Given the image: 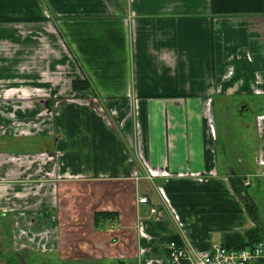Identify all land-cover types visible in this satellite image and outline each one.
I'll list each match as a JSON object with an SVG mask.
<instances>
[{"label":"crops","instance_id":"0c3cea01","mask_svg":"<svg viewBox=\"0 0 264 264\" xmlns=\"http://www.w3.org/2000/svg\"><path fill=\"white\" fill-rule=\"evenodd\" d=\"M7 136L37 139L0 150L22 264L264 242V0H0Z\"/></svg>","mask_w":264,"mask_h":264},{"label":"built area","instance_id":"2783aa9c","mask_svg":"<svg viewBox=\"0 0 264 264\" xmlns=\"http://www.w3.org/2000/svg\"><path fill=\"white\" fill-rule=\"evenodd\" d=\"M140 202L149 203L148 196H141ZM151 211L160 215V211L151 206ZM170 264H250L264 254V242L258 240L246 246H229L217 242L204 251L189 249L182 241L171 238L166 244Z\"/></svg>","mask_w":264,"mask_h":264},{"label":"rangeland","instance_id":"374dc122","mask_svg":"<svg viewBox=\"0 0 264 264\" xmlns=\"http://www.w3.org/2000/svg\"><path fill=\"white\" fill-rule=\"evenodd\" d=\"M37 139L33 137H0V150L3 149H25L32 148L36 145L35 141ZM39 140V138H38ZM12 220L13 217L11 214L4 215L3 212H0V264H22V262L18 259V255L14 252V235L12 233ZM21 234H18L20 237ZM26 237V236H25ZM24 237H22L23 239ZM27 240V241H26ZM24 245L28 242V237L24 238ZM45 254L40 252L31 251L27 253L25 256L27 261L32 264H70L65 262H59L58 260H47V262H43L46 259ZM49 257V256H48ZM54 261V262H53Z\"/></svg>","mask_w":264,"mask_h":264},{"label":"trees","instance_id":"16d2710c","mask_svg":"<svg viewBox=\"0 0 264 264\" xmlns=\"http://www.w3.org/2000/svg\"><path fill=\"white\" fill-rule=\"evenodd\" d=\"M73 83H74V87L75 88L80 87L78 81H74ZM100 214L101 215H104V214L106 215L107 213L106 212H97L96 216L98 217V215H100Z\"/></svg>","mask_w":264,"mask_h":264}]
</instances>
